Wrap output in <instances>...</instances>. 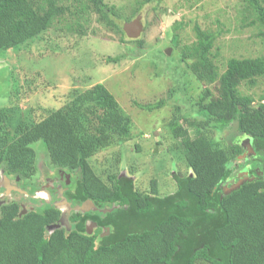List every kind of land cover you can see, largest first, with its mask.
I'll list each match as a JSON object with an SVG mask.
<instances>
[{
  "label": "trees",
  "instance_id": "16d2710c",
  "mask_svg": "<svg viewBox=\"0 0 264 264\" xmlns=\"http://www.w3.org/2000/svg\"><path fill=\"white\" fill-rule=\"evenodd\" d=\"M153 1L142 0L127 18L105 0H0V54L50 29L85 36L90 15L120 33L123 41L116 18L129 21ZM240 1L244 22L264 37V0ZM194 32L196 40L181 50L182 61L198 81L213 85L216 94L207 88L196 104L198 116L170 126L190 172L174 176L177 187L170 195L161 197L156 181L147 193L130 178L110 177L106 183L96 175L90 164L95 155L134 138L130 116L104 85L75 91L64 106L38 122L20 108H0V169L31 178L37 173L33 146L41 142L51 166L77 173L70 193L75 204L90 200L109 209L102 225L113 228L99 244L98 234L85 233L89 216L75 220L71 232L49 234L61 215L57 208L22 214L18 203L6 204L0 207V264H264V91L254 97L241 89L255 88L264 79V55L231 58L222 71L213 54L220 32L198 25ZM129 42L138 48L143 44ZM167 105L165 100L136 103L147 112ZM233 123L250 139L255 155L243 165L254 162L259 169L253 168L251 179L228 186L237 169L231 164L244 149L236 142L223 147L212 135Z\"/></svg>",
  "mask_w": 264,
  "mask_h": 264
},
{
  "label": "rangeland",
  "instance_id": "374dc122",
  "mask_svg": "<svg viewBox=\"0 0 264 264\" xmlns=\"http://www.w3.org/2000/svg\"><path fill=\"white\" fill-rule=\"evenodd\" d=\"M105 2L128 18L142 0ZM137 17H141L143 25L137 39L124 34L122 41L120 33L102 26L96 15H90L85 36L64 28L50 29L0 54V108H20L27 118L38 122L49 111L64 106L75 91L104 85L130 116L134 138L98 153L90 164L104 182L109 183L110 177L130 178L140 192H150L151 182L156 181L162 197L176 189L175 175L190 173L180 141L173 137L170 126L175 121L198 116L196 104L207 88L216 94L213 85L198 81L182 61L181 50L196 40L195 25L220 32L213 54L222 71L231 58L264 55V37L256 27L244 22L240 0H154L143 5L129 21L120 17L116 20L123 29L125 23ZM176 33L178 44L174 39ZM129 40H141L142 47ZM241 89L258 97L264 91V79L255 88ZM159 100L167 101L168 105L153 112L136 106V103L146 105ZM212 136L223 147L236 142L244 149L241 160L231 164L237 167L235 174L246 169L244 162L255 158L250 139L238 133L235 123ZM33 148L38 166L34 181L40 185L49 175V161L41 142ZM17 198L21 203L27 201L22 196Z\"/></svg>",
  "mask_w": 264,
  "mask_h": 264
},
{
  "label": "flooded vegetation",
  "instance_id": "af4514ba",
  "mask_svg": "<svg viewBox=\"0 0 264 264\" xmlns=\"http://www.w3.org/2000/svg\"><path fill=\"white\" fill-rule=\"evenodd\" d=\"M49 161V160H48ZM37 166V165H36ZM261 167V166H260ZM49 175L45 177L43 184H37L34 179L38 175V166L37 173L31 178H22L13 174H8L5 170L0 169V207L6 204L18 203L21 207V213L26 214L27 212H32L34 210H28L29 208L35 209H46V207L53 206L55 208L58 204L68 203L71 208V213L69 216L68 223L66 226L61 224L60 228L67 232H71L76 226V222L80 219H83L85 216H89L85 223V233L90 236H95L98 234L96 244H99L102 239L109 236L112 231L111 226L102 225V222L106 221L105 215L106 211L109 210L105 207H98L96 205H86V212L74 211L76 207L86 204L90 200H84L81 204H75L74 197L70 193H73L77 183V173H68L64 169H59L53 167L48 163ZM257 172L259 169L256 167L254 162H251L246 166V169L240 173H236L231 181H229L228 186L236 185L239 181H246L251 179V174H256L254 169ZM263 170L264 168L261 167ZM119 178V177H118ZM126 178V177H124ZM70 194V195H69ZM15 196L14 200L11 198ZM18 196L24 197L27 201L25 202L26 208L24 207L25 203L17 198ZM38 197H40L38 199ZM38 199V200H36ZM25 201V200H24ZM27 207H29L27 209ZM116 206L114 205L113 208ZM65 210H69L68 207H63ZM97 208V210H96ZM60 212V218L57 223L52 226H56L60 223L62 218V211L57 208ZM56 228L52 231L48 230V233L51 234L57 230Z\"/></svg>",
  "mask_w": 264,
  "mask_h": 264
},
{
  "label": "water",
  "instance_id": "95a60500",
  "mask_svg": "<svg viewBox=\"0 0 264 264\" xmlns=\"http://www.w3.org/2000/svg\"><path fill=\"white\" fill-rule=\"evenodd\" d=\"M123 31L124 33L130 38V39H137L138 37H140L141 33L143 32V25L141 23V17H137V19H135L134 21L132 22H129V23H125V25L123 26ZM93 205L94 206V203L92 201H88L86 204H83L82 206H78L75 208L74 211H81V212H86V208H84L86 205ZM57 208H59L63 215H62V218L60 220V223L57 224L56 226H50L48 228L49 231H52L54 230L55 228H60L61 227V224H63L64 226H66V224L68 223V220H69V216L70 213H71V208L70 205L68 203H63V204H58L56 205ZM63 207H68L69 210H65ZM97 210V208H96Z\"/></svg>",
  "mask_w": 264,
  "mask_h": 264
}]
</instances>
